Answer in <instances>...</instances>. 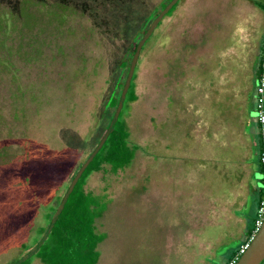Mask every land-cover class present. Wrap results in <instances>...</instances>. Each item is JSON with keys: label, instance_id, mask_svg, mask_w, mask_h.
Returning <instances> with one entry per match:
<instances>
[{"label": "rangeland", "instance_id": "obj_1", "mask_svg": "<svg viewBox=\"0 0 264 264\" xmlns=\"http://www.w3.org/2000/svg\"><path fill=\"white\" fill-rule=\"evenodd\" d=\"M165 1L0 0L20 12L0 36L9 62L0 66V264L41 237L36 228L108 125L119 61ZM263 31L248 0H177L144 41L135 99L121 111L133 157L83 184L104 235L95 264H225L248 241L255 210L249 224L250 201L237 209L249 172L241 159L257 134L252 121L249 140L241 117ZM249 161L258 190L262 170ZM231 173L240 178L228 186Z\"/></svg>", "mask_w": 264, "mask_h": 264}, {"label": "trees", "instance_id": "obj_2", "mask_svg": "<svg viewBox=\"0 0 264 264\" xmlns=\"http://www.w3.org/2000/svg\"><path fill=\"white\" fill-rule=\"evenodd\" d=\"M167 1L162 3L161 7L156 11L154 16L165 5ZM248 1L253 4L256 8H258L264 15V1ZM174 5L175 4H173L168 11H171ZM1 8L2 7L0 6V36L6 37L5 35L10 32L11 28L14 26V21L12 20L13 16L15 15V13L17 14V16H20V12L18 13L16 11V8H13L11 11L6 10L5 8ZM28 23H26L25 25H29ZM147 25L141 29V35L145 31ZM140 37H137V39L132 42L130 48L128 49V56L124 60L119 61V66L125 68L124 77L116 82L117 88H119L120 90L127 72V67L131 55L133 53L134 47ZM2 45L3 43L1 39L0 50L2 48ZM0 66H9V62L6 60V57H0ZM258 72L259 68L257 56L253 68L254 79L256 78ZM134 77L135 70H133L128 88L124 95L122 105L125 102H131L135 99L133 83ZM119 92L115 96L109 98L107 102L108 107L115 108ZM121 111L122 107L113 124L111 132L108 134L102 146L99 148V150L93 156L91 161L87 164V166L80 174L72 190L68 194L60 213L58 214L55 222L49 230L46 239L42 242L37 251L33 254L40 260L42 264H95L97 262L98 252L96 250V246L100 241L103 240L104 235L94 230L93 222L97 214V212L94 210L95 200L93 195L89 194L88 192H84L83 184L85 178L91 172L99 170L102 164L109 165L110 169L112 171H115L126 166L132 159L135 147L128 145V130L123 120V117L121 116ZM255 134H257V132H255ZM255 137L257 138V141H259L258 136L255 135ZM257 141L254 145H252L254 153H257L259 150V142L257 143ZM261 194L262 187L259 188L256 193L257 203ZM59 201L57 202L59 203ZM51 215L49 214V212H47L45 214V218L50 219ZM45 228H42L41 226L36 228L40 236L42 235ZM30 257H28L25 261L21 262L20 264H28Z\"/></svg>", "mask_w": 264, "mask_h": 264}, {"label": "water", "instance_id": "obj_3", "mask_svg": "<svg viewBox=\"0 0 264 264\" xmlns=\"http://www.w3.org/2000/svg\"><path fill=\"white\" fill-rule=\"evenodd\" d=\"M176 1L177 0H169L165 3V5L158 11V13L151 20V22L147 25L145 31L143 32V34L141 35V37L137 41V43L134 47L133 53L131 55L128 67H127V72H126L125 78L123 80L121 90L119 92V96L117 99L116 106L113 110V113H112L111 118L108 122V125H107L106 129L104 130V132L101 134L97 143L94 145V147L91 149L89 154L86 156V158L79 165V167L75 171L74 175L70 179V181L67 185V188L64 191L63 195L61 196L60 201L57 204L54 212L52 213V215L49 219V222H48L45 230L43 231L41 237L39 238V240L35 243V245L32 248L25 251V253L23 255H21L18 259L14 260L13 262H11L9 264H20L21 262L25 261L28 257L33 255L37 251L39 246L46 239L49 230L51 229L53 223L55 222V220L58 216V214L60 213V211L63 207V204H64L68 194L72 190L75 182L77 181V179L79 178L80 174L82 173L84 168L87 166V164L91 161L93 156L96 154V152L102 146L106 137L108 136V134L111 132V130L113 128V124H114V122L118 116V113H119L121 107H122L124 95H125V92L128 88V85H129V82H130V79H131V76H132L138 55H139V51L141 49V46L143 45V43L147 39V37L151 34L152 30L155 28V26L160 21V19L166 14V12L171 8V6L176 3ZM262 260H264V216H263V219H262L260 226L255 231V233L253 234L251 239L249 240V242H248L247 246L245 247V249L243 250V252H241L238 255L237 259L235 260V262L233 264H259Z\"/></svg>", "mask_w": 264, "mask_h": 264}, {"label": "built area", "instance_id": "obj_4", "mask_svg": "<svg viewBox=\"0 0 264 264\" xmlns=\"http://www.w3.org/2000/svg\"><path fill=\"white\" fill-rule=\"evenodd\" d=\"M258 68L259 72L255 78L253 88V109H254V123L259 142V150L256 153V160L262 169L261 180L263 192L258 199L252 222V233L248 241L240 245L236 254L230 258L225 264H233L238 255L243 252L249 240L260 226L264 216V31L260 40L258 51Z\"/></svg>", "mask_w": 264, "mask_h": 264}, {"label": "crops", "instance_id": "obj_5", "mask_svg": "<svg viewBox=\"0 0 264 264\" xmlns=\"http://www.w3.org/2000/svg\"><path fill=\"white\" fill-rule=\"evenodd\" d=\"M261 37H262V35H261ZM254 83H255V79L253 77L252 78L250 92L246 96L245 112L243 113V115L241 117L242 126H244V127L246 126L247 128H250L247 131L248 133L246 135L249 138V140L251 139L252 133L255 132L253 130V128H252L253 127L252 126L253 125L252 121L254 123V109H253V98H252ZM247 104L250 105L249 109L247 107ZM250 111L253 113L252 117L249 116ZM250 155L252 156L253 162L256 163V161H257L256 160V153H254L251 143L249 144V150H248V153H247L246 157L241 159V161L246 163V166H247L249 172H248V176L244 180L245 193L243 195V200H242V202L240 203V205L237 208V209H239L240 207H242L246 200L250 201L251 206L249 207V210L247 211V216H245V217L249 218V224H250V220H252V219H250L252 217V211H254L256 209V203H255L256 199L255 198H256V193H257V190L255 188H253V186L251 184V179L254 176V171H253V168H252V163H250V161H249L250 160ZM163 167H164V165L162 166V168ZM231 175H232V180L228 181V186H231L233 184L234 180L237 181L238 178H240V177L237 176V178L234 179L233 173H231ZM254 199H255V201H254Z\"/></svg>", "mask_w": 264, "mask_h": 264}, {"label": "flooded vegetation", "instance_id": "obj_6", "mask_svg": "<svg viewBox=\"0 0 264 264\" xmlns=\"http://www.w3.org/2000/svg\"><path fill=\"white\" fill-rule=\"evenodd\" d=\"M259 264H264V260H262Z\"/></svg>", "mask_w": 264, "mask_h": 264}]
</instances>
